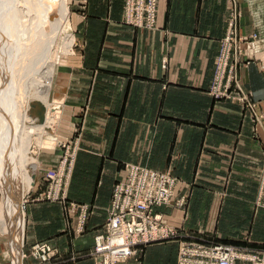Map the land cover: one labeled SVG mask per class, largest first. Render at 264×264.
Returning a JSON list of instances; mask_svg holds the SVG:
<instances>
[{
	"label": "crops",
	"instance_id": "0c3cea01",
	"mask_svg": "<svg viewBox=\"0 0 264 264\" xmlns=\"http://www.w3.org/2000/svg\"><path fill=\"white\" fill-rule=\"evenodd\" d=\"M238 2L239 32L248 38L264 17V0ZM124 7L125 0L71 2L76 43L54 79L55 91H64L57 134L76 146L67 202H34L44 184L25 195L21 255L48 243L54 251L48 264H95V236L105 230L127 165L177 178L187 206L162 209L173 238L119 264H178L183 241L264 251V209L256 206L264 170V50L238 69L263 116L256 127L241 104L210 94L231 0H159L155 30L125 25ZM41 150L42 176L59 166L64 151ZM2 200L0 190V206ZM70 203L89 207L82 234ZM11 248L0 234V263L39 264L21 261Z\"/></svg>",
	"mask_w": 264,
	"mask_h": 264
},
{
	"label": "built area",
	"instance_id": "2783aa9c",
	"mask_svg": "<svg viewBox=\"0 0 264 264\" xmlns=\"http://www.w3.org/2000/svg\"><path fill=\"white\" fill-rule=\"evenodd\" d=\"M231 2L227 33L216 60L210 94L219 101L241 104L250 112L257 127L263 116L258 112L253 95L243 88L238 69L242 64L256 60V54L264 48V39L256 33L248 38L240 34V3L238 0ZM158 12L159 0H125L123 23L133 28L155 30ZM57 147L65 149L59 166L55 170H46L41 176L39 185L46 184L47 188L45 193L34 198V202H67L76 146L71 150L68 142L61 141ZM125 173V180L114 186L105 230L95 236V264H119L136 257L139 250L152 243L173 238L175 231L166 226L161 210L170 206L179 209L187 206V198L177 193L179 180L171 174L138 165L125 166ZM27 202H24L23 209ZM256 206L264 209V170ZM69 211L77 214L76 232L82 234L89 207L70 203ZM53 252L50 244L37 243L29 254H23V260L32 257L39 264H48ZM178 264H264V251L255 252L221 243L183 241L179 244Z\"/></svg>",
	"mask_w": 264,
	"mask_h": 264
},
{
	"label": "bare ground",
	"instance_id": "6f19581e",
	"mask_svg": "<svg viewBox=\"0 0 264 264\" xmlns=\"http://www.w3.org/2000/svg\"><path fill=\"white\" fill-rule=\"evenodd\" d=\"M18 3L19 5L17 0H0V183L6 197V201L0 206V234L7 235L13 241H18L24 235L25 216L23 206H20L22 198L28 190L29 192L32 191L36 178L40 177L41 164L38 159L32 156L30 152L32 143L28 140L38 138V145L41 147L43 145V148L48 149L56 145L53 137L51 139L53 133L50 136L47 135V130H52V125L49 126L44 122H41V125L35 123L37 118L39 121L43 120L46 108L49 109L50 107V110L56 111L59 115L63 104L64 91L60 89L56 91L57 96H55L54 107L53 105L49 106L59 57H55V59L50 57L48 49L56 40L59 31L61 33V36H59L67 44L62 46L64 53H69L75 43L69 21L68 0H20V2L18 0ZM22 4L25 5V8ZM31 35L36 38L31 37ZM29 37L30 39L33 38L32 40L36 39L35 42L33 43L32 40L27 41L28 43L31 42L28 48H26V45L23 47L25 50H29L31 55L34 53L35 57L29 60V57L26 56L27 61L30 63H28V66L26 64L27 67H25L23 64L26 61L25 55L22 56L24 60L21 57L22 52H20L21 60H24V62L22 61L19 65L20 60H18L17 52H19L18 48L23 45V41L26 42ZM27 51H25L26 55L29 54ZM6 57H9V60H7L9 70L4 67ZM15 64L22 68L20 75L17 74L19 68L16 69ZM27 79H30L31 83H27ZM19 85H21L22 92H20ZM31 90V95L37 100L35 102L39 104L32 110V112L35 111V114H38V116L33 117L34 119L29 116L31 110L27 114H25L27 111L23 112L26 116L21 114L23 105L26 102L24 100ZM17 93H19V100L13 97H16ZM32 96L31 98H33ZM11 98L12 101H9ZM20 116L24 117L23 121H20ZM29 124H31V128L26 127H29ZM20 127L22 131L17 136ZM44 140H46V146L43 143ZM59 144L58 141L56 147ZM16 175H22L21 178H18V181L21 179L22 182L18 186L15 182L14 185L8 184L10 179L17 180ZM10 202L15 206L14 212L9 209ZM22 246L23 238L18 244L16 243L18 250L21 248V254ZM20 259L23 261V255Z\"/></svg>",
	"mask_w": 264,
	"mask_h": 264
},
{
	"label": "rangeland",
	"instance_id": "374dc122",
	"mask_svg": "<svg viewBox=\"0 0 264 264\" xmlns=\"http://www.w3.org/2000/svg\"><path fill=\"white\" fill-rule=\"evenodd\" d=\"M22 1V0H21ZM19 2H20V0H19ZM68 2H69V9H70V15H71V13H72V11H71V2H72V0H68ZM17 4L19 5V3H18V0H17ZM23 6H24V8H25V5L24 4H22ZM25 13H26V10H25ZM35 13V11L33 12V14ZM29 15V14H28ZM32 15V14H31ZM242 15H243V13H242ZM69 21H71L70 20V16H69ZM240 22V21H239ZM71 24V23H70ZM239 26H240V23H239ZM72 27V26H71ZM256 27H257V31L255 32L256 34H258L259 35V38H261V39H264V17H261V18H258V19H256ZM61 33H60V31H59V33H57V35H56V40H54V42H53V44L49 47V49H48V51H50L49 52V55H50V57H52L53 59H55V57L57 58V57H59V59H58V63H57V66H56V71H57V68L59 67V65L64 61V59H66V57H68V56H70L72 53H73V49H74V47H75V43H76V40H75V43H74V45L72 46V50L69 52V53H64V51L62 50L63 48H62V46H65V45H67L65 42H64V40L60 37L61 35H60ZM60 35V36H59ZM251 36V35H250ZM27 37V36H26ZM25 37V38H26ZM31 37H33V35H31ZM59 37V38H58ZM33 38H36L35 36L33 37ZM33 38H31L30 39V37L28 38V39H26V42L27 41H31ZM74 38H75V36H74ZM30 39V40H29ZM25 40V39H24ZM35 40L36 39H34V40H32L33 41V43L35 42ZM23 41V40H22ZM25 41H23V45H19L20 47L19 48H22V49H19L18 48V51L19 52H17L18 53V55L17 56H19V59L18 60H20V62H19V65H21V63H22V61L24 62V60L26 59V61H25V63H23L24 65H25V67H27L29 64L28 63H30V62H28L27 60V58L29 57V60L31 59H34V53L31 55L30 53H29V50L27 51V49L25 50L24 49V47L23 46H25L26 45V48H28V45L31 43H26ZM263 45V44H262ZM264 46V45H263ZM24 49V51H22ZM264 50V48H262L260 51H259V53H258V55L256 54V60L255 61H257V60H259V59H261V58H259V56L260 57H262V51ZM25 51H27L29 54H27L26 55V52ZM20 52H22V55H21V57L22 56H24L25 57V59H24V57H22L24 60H21V57H20ZM31 53H32V51H31ZM60 53V54H59ZM55 54V55H54ZM31 55V56H30ZM61 55V56H60ZM26 56H27V58H26ZM31 57V58H30ZM5 60H6V62H5V64H4V67L6 68V69H8L9 70V68H8V65H7V60H9V57H6L5 58ZM60 63V64H59ZM22 64V65H23ZM26 64H27V66H26ZM59 64V65H58ZM19 65H17L16 66V64H15V67H16V69L17 68H19L20 69V71H19V69H17V74H19V73H21V67L19 66ZM13 66H14V62H13ZM14 67V68H15ZM13 70V69H12ZM14 71V70H13ZM16 71V70H15ZM20 75V74H19ZM30 77V76H29ZM1 79V78H0ZM1 81V80H0ZM27 81V83H31L30 82V79L28 80H26ZM24 83H25V81H24ZM21 84V83H20ZM19 87H20V92H22L21 91V85H19ZM8 89V88H7ZM19 91V90H18ZM32 90L29 92L30 93V98L28 97V95H29V93L27 94V96H26V99L24 100V101H26L25 102V104L23 105V110H21L22 112H21V114H22V116H26L25 114H27L30 110H31V113L29 112V116H31L32 118L33 117H36V116H38V114L36 113L35 114V111H33L32 112V110H34L33 108L36 106V105H39L37 102H35V101H37V100H35V98L31 95L32 93ZM21 94H23V93H21ZM20 94V95H21ZM19 93H17V96L15 97V96H13L14 98H16V99H18L19 98ZM31 96L33 97V98H31ZM55 96H57V94H56V91H55V83L53 82V89H52V91H51V96H50V99H49V106L50 105H53V107H54V103L56 102V101H54L55 100ZM12 97V98H13ZM12 98L9 100V101H12ZM13 98V99H14ZM28 99V100H27ZM34 99V100H33ZM19 100V99H18ZM31 106V107H30ZM32 108V109H31ZM26 112L25 114L23 113V112ZM46 112L44 113V117L42 118L43 120H41V121H39L38 120V118H37V122H35L36 124H38V125H41L40 123L41 122H44L45 124H48L49 126H51L52 125V130H47V135H51L52 133V136H51V139H52V137H53V139L55 140V144L57 145L58 144V141L59 142H68L69 141V139H63L62 140V138H60L59 137V135L57 134V128H58V125L60 124V121H61V117H62V115H61V109H60V114L58 115V113L56 112V111H52V110H50V107H49V109H47L46 108V110H45ZM51 111V112H50ZM56 112V113H55ZM47 114H49V115H47ZM45 116H46V119H45ZM48 116V117H47ZM22 118V119H21ZM48 118V119H47ZM34 119V118H33ZM51 119V120H50ZM24 120V117H21L20 116V121H23ZM32 121V120H31ZM47 121V122H46ZM2 122V121H1ZM2 123H4V122H2ZM44 123H42V125H44ZM50 123V124H49ZM30 126L28 127V126H26L27 128H31L32 126H31V124H29ZM19 130V129H18ZM55 130V131H54ZM19 131H20V133H19ZM19 131H17V136L19 135V134H21V127H20V130ZM28 131H29V129H28ZM30 131H32V130H30ZM28 141H31V146H30V152H31V154H32V156L34 157V158H36V159H40V161H42V158L45 156V154H46V152L44 151V150H41V149H47L48 150V152H49V150H53V151H59V150H62V151H65V149H63V148H61V147H56V145H55V147H51L50 149H48V148H43V145H42V147L40 146V145H38V143H39V139L37 138V139H35V140H28ZM43 143H45V146H46V140H44L43 141ZM70 147H71V145H70ZM75 147V146H74ZM74 147H71V150H73V148ZM55 148V149H54ZM41 150V151H40ZM64 154V153H63ZM38 159V160H39ZM41 164V163H40ZM41 168V167H40ZM40 171V170H39ZM21 176L22 175H16L15 176V178H17V180H15V179H13V180H9V182H8V184H12V185H14V182H15V184H16V186H18L19 184H20V182H22V180L21 179H19L20 181H18V178H21ZM39 176H41V174L39 175ZM8 178H9V175H8ZM39 183H40V177L38 178H36V182H35V184H34V187H33V189L32 190H34V188L37 186V185H39ZM45 186H46V184H45ZM16 188V187H15ZM18 188V187H17ZM19 189V188H18ZM0 190H1V193H2V195H3V200H2V204L6 201L5 200V193L3 192V189H2V187H1V183H0ZM25 191V190H24ZM31 192V191H30ZM29 193V190L27 191V194ZM21 194V193H20ZM25 197V196H24ZM23 199L24 198H22V204L20 205L21 207L23 206ZM1 204V205H2ZM9 209H10V211H12V212H14V210H15V206L14 205H12V202H10V207H9ZM162 211V210H161ZM24 213V212H23ZM9 238V240H10V245H11V249L15 252V250L16 249H18L17 247H16V243L18 244L20 241H21V239L23 238V237H21L20 239H18V241L17 240H15V241H13V239L11 238L10 239V237H8ZM8 241V240H7ZM1 244L3 245V246H6V247H8V244H7V242H6V240L5 239H2L1 240ZM16 249H15V248ZM20 252H18V253H20V255H21V248H20V250H19Z\"/></svg>",
	"mask_w": 264,
	"mask_h": 264
}]
</instances>
